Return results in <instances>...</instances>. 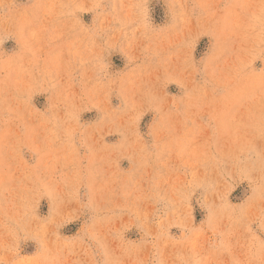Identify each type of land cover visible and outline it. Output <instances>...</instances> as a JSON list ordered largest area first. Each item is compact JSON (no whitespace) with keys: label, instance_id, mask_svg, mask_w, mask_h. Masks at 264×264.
<instances>
[{"label":"rangeland","instance_id":"374dc122","mask_svg":"<svg viewBox=\"0 0 264 264\" xmlns=\"http://www.w3.org/2000/svg\"><path fill=\"white\" fill-rule=\"evenodd\" d=\"M0 264H264V0H0Z\"/></svg>","mask_w":264,"mask_h":264}]
</instances>
